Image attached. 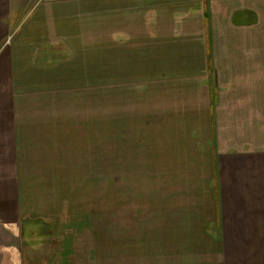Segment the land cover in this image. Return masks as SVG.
I'll return each instance as SVG.
<instances>
[{"label":"crops","instance_id":"0c3cea01","mask_svg":"<svg viewBox=\"0 0 264 264\" xmlns=\"http://www.w3.org/2000/svg\"><path fill=\"white\" fill-rule=\"evenodd\" d=\"M88 50H111L113 81L144 82L135 89L158 97L149 106L180 135L177 178L130 211L129 224H143L128 264H264V0H0V264L36 263L23 235L25 162L52 160L40 131L53 124L32 120L25 97L40 82L88 81L99 64ZM40 138L43 153L24 152ZM45 230L43 263L67 262L57 252L74 230ZM76 233L82 260L94 239Z\"/></svg>","mask_w":264,"mask_h":264},{"label":"rangeland","instance_id":"374dc122","mask_svg":"<svg viewBox=\"0 0 264 264\" xmlns=\"http://www.w3.org/2000/svg\"><path fill=\"white\" fill-rule=\"evenodd\" d=\"M97 53L86 52L89 60L99 63L87 66L88 81L40 82L25 97L26 104L31 101L30 109L36 111L30 113L32 120L53 124L51 129L40 131L42 136L46 132L52 135V151L45 154L52 160L40 157L38 162H25L33 168L25 172L24 221H33L23 235L25 253L34 264H44L42 256L51 255L52 250L42 253V241L53 238L50 233L44 236L46 228H54L55 233L59 229L74 230L65 237L62 251L57 252L68 261L58 264H128L129 246H134L143 224L142 220L129 224L130 211L138 213L144 202H159V183L177 178L176 162L181 155H174L173 145L180 135L167 128L170 125L165 126L163 118L160 121L158 106H149L148 101H158V97L151 99L145 96L146 89H135L136 84L146 85L141 80L114 82L119 67L113 65L112 51ZM138 72L132 71V77ZM43 141L40 138L41 144L32 147L24 145V152L39 148L43 153ZM164 155L169 157L161 163L159 158ZM142 207L148 214L146 206ZM76 231L94 239L93 247L87 243L86 256V250L82 251V260L74 255L79 242ZM15 240L24 246L22 237Z\"/></svg>","mask_w":264,"mask_h":264}]
</instances>
